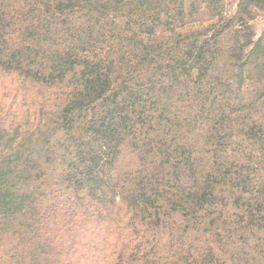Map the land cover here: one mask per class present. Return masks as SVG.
Segmentation results:
<instances>
[{"label": "trees", "instance_id": "16d2710c", "mask_svg": "<svg viewBox=\"0 0 264 264\" xmlns=\"http://www.w3.org/2000/svg\"><path fill=\"white\" fill-rule=\"evenodd\" d=\"M0 264H264V0H0Z\"/></svg>", "mask_w": 264, "mask_h": 264}]
</instances>
